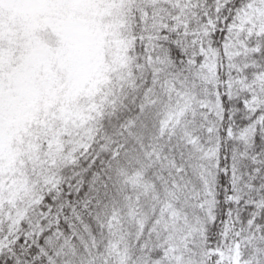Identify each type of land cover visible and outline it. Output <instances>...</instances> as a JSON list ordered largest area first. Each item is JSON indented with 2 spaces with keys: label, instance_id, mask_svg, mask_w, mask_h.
Masks as SVG:
<instances>
[{
  "label": "snow or ice",
  "instance_id": "obj_1",
  "mask_svg": "<svg viewBox=\"0 0 264 264\" xmlns=\"http://www.w3.org/2000/svg\"><path fill=\"white\" fill-rule=\"evenodd\" d=\"M0 264H264V0H0Z\"/></svg>",
  "mask_w": 264,
  "mask_h": 264
}]
</instances>
